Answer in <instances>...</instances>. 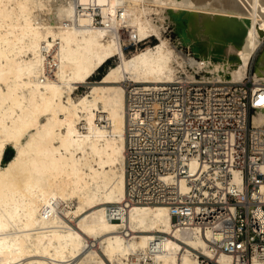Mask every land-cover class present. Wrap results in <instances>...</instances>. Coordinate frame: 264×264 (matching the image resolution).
<instances>
[{
  "label": "bare ground",
  "instance_id": "6f19581e",
  "mask_svg": "<svg viewBox=\"0 0 264 264\" xmlns=\"http://www.w3.org/2000/svg\"><path fill=\"white\" fill-rule=\"evenodd\" d=\"M123 27L136 43L157 41L126 55ZM263 42L264 0H0V264H179L208 255L209 232L177 228L166 205L131 203L128 90L198 74L242 82ZM256 61L251 79L264 86V52ZM261 92L252 121L264 132ZM10 143L15 153L2 165Z\"/></svg>",
  "mask_w": 264,
  "mask_h": 264
},
{
  "label": "built area",
  "instance_id": "2783aa9c",
  "mask_svg": "<svg viewBox=\"0 0 264 264\" xmlns=\"http://www.w3.org/2000/svg\"><path fill=\"white\" fill-rule=\"evenodd\" d=\"M262 90L249 78L215 83L200 74L128 90L131 203L166 205L177 228L210 233L209 254L179 264L264 262V132L252 121Z\"/></svg>",
  "mask_w": 264,
  "mask_h": 264
},
{
  "label": "rangeland",
  "instance_id": "374dc122",
  "mask_svg": "<svg viewBox=\"0 0 264 264\" xmlns=\"http://www.w3.org/2000/svg\"><path fill=\"white\" fill-rule=\"evenodd\" d=\"M95 18H96V21H97L96 24L101 25V16H100V14H97L95 16ZM120 33H121L120 35H121V39H122V45H123L124 52H125L126 55H131L133 52L137 51L138 49L144 48V47H146L149 44H154L157 41V40H155V38L152 37L150 39H146L144 41L136 43V41L130 35V31H128V29L126 27L121 28L120 29ZM171 33H172V35H171ZM166 34L174 39L175 36H176V29H174L173 27H169V29L167 30ZM123 41H125V42L123 43ZM263 49H264V42L261 45V47L259 48L258 52L253 56V59L251 60V63H250L251 65H250V68H249V74H248V76L246 77V79L244 81H246L248 78L249 79L252 78V75H253V73L256 70V65H257L256 63L258 62V61H256V59L259 60V57L264 52ZM115 62H116L115 59L110 60L108 62V64L104 65L96 73H94V75L87 82L81 83L79 85V88L77 89V93L76 94L77 95H81V94L86 93L88 91L90 85H92L95 82L100 81L101 77L107 71L109 65L110 64H115ZM225 82H227V81H225ZM231 83H240V82H231ZM14 153H15L14 146L11 143L8 144V146L6 148V151H5V154H4V156L2 158V161H1L2 165L7 164L9 162V160L12 158V156L14 155Z\"/></svg>",
  "mask_w": 264,
  "mask_h": 264
}]
</instances>
